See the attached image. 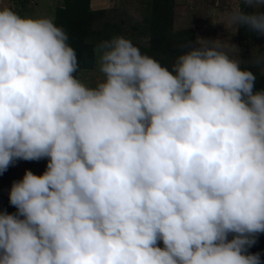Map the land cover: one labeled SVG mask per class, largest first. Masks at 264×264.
Here are the masks:
<instances>
[{
	"label": "clouds",
	"instance_id": "1",
	"mask_svg": "<svg viewBox=\"0 0 264 264\" xmlns=\"http://www.w3.org/2000/svg\"><path fill=\"white\" fill-rule=\"evenodd\" d=\"M241 2L221 22L264 34V0ZM196 44L169 69L103 40L87 85L52 18L0 5V174L47 159L12 182L0 264H261L264 88L236 44Z\"/></svg>",
	"mask_w": 264,
	"mask_h": 264
},
{
	"label": "rangeland",
	"instance_id": "2",
	"mask_svg": "<svg viewBox=\"0 0 264 264\" xmlns=\"http://www.w3.org/2000/svg\"><path fill=\"white\" fill-rule=\"evenodd\" d=\"M39 1L0 0V5L12 7L22 16L52 18L67 33L68 43L77 54L78 71L83 72V77L79 79L87 85H94L102 78L94 49L103 40L124 36L138 46L142 53L155 58L169 69L176 58L187 51L190 41L189 47L198 46L194 41L192 28L174 16V0H119L117 5L104 9H91L88 6L89 0H54L52 9L39 5ZM246 10L251 11L249 8ZM197 15H201L200 10ZM240 29L241 39L264 38V34H258L246 25L240 26ZM238 55L242 61L241 66L250 68L256 75L255 88H264V72L254 63L259 56L242 50ZM46 165L47 159L17 160L0 174V210L15 213L17 209L9 202L12 182L21 179L26 169L42 174ZM231 238L232 234L229 235V239ZM159 243L163 246L162 241ZM248 251L259 252L261 264H264V233L258 234L257 242Z\"/></svg>",
	"mask_w": 264,
	"mask_h": 264
},
{
	"label": "crops",
	"instance_id": "3",
	"mask_svg": "<svg viewBox=\"0 0 264 264\" xmlns=\"http://www.w3.org/2000/svg\"><path fill=\"white\" fill-rule=\"evenodd\" d=\"M119 0H89L88 6L91 9H104L117 5ZM54 0H40L39 5H46L49 9L54 7ZM174 16L181 19L184 25L192 28L194 41L197 37L208 39L229 40L230 43L236 44L240 50L248 54L264 55V38L249 37L240 38V27L229 25L226 27L221 21L224 20L225 13L240 3L241 0H174ZM251 11L253 9L249 8ZM201 15H197V11ZM261 10H264L262 8ZM198 16V18H197ZM196 18V19H194ZM236 31V32H235ZM232 32H235L234 34ZM77 77H83L82 70L77 72Z\"/></svg>",
	"mask_w": 264,
	"mask_h": 264
}]
</instances>
